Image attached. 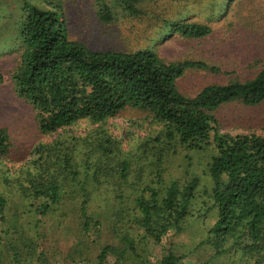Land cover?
I'll return each mask as SVG.
<instances>
[{
	"label": "trees",
	"instance_id": "trees-1",
	"mask_svg": "<svg viewBox=\"0 0 264 264\" xmlns=\"http://www.w3.org/2000/svg\"><path fill=\"white\" fill-rule=\"evenodd\" d=\"M116 1L128 14H142L140 0ZM95 4L100 20L113 19L106 0ZM11 22L10 35L0 32V41L4 49L17 50L9 74L13 92L32 108L42 134L61 133L35 145L17 175L0 172V264H29L31 257L30 264H46L36 241L45 236V218L65 216L67 206L81 220L77 245L82 249L90 235L98 244L93 258L69 253L75 264H104L108 254L114 264H264V135L222 132L214 116L228 102L261 103L264 67L250 79L208 84L187 96L178 78L190 69L215 67L164 60L149 48H89L70 38L58 4L22 0ZM165 24L169 34L183 37L212 31L184 19ZM126 108L144 112L157 125L132 150L105 127ZM80 120L97 126L84 135L68 133ZM178 150L186 158L208 155L202 173L171 174L167 164ZM10 152V135L0 127V165ZM102 191L109 194L111 212L106 229L105 214L90 206ZM196 209L203 223L212 221L205 222L193 248L179 254L173 246L161 247L154 256L149 243L161 246L168 234L182 233ZM105 231L113 241H99Z\"/></svg>",
	"mask_w": 264,
	"mask_h": 264
},
{
	"label": "rangeland",
	"instance_id": "rangeland-1",
	"mask_svg": "<svg viewBox=\"0 0 264 264\" xmlns=\"http://www.w3.org/2000/svg\"><path fill=\"white\" fill-rule=\"evenodd\" d=\"M27 1L40 7L58 4L70 38L89 48L126 52L149 48L164 60H196L215 67L214 70L190 69L178 78L177 87L187 96L195 95L208 84L250 79L264 67V0H140L138 5L142 14L138 16L128 14L116 0H106L113 16L109 22L99 19L95 0ZM21 2L0 0V25L3 28L0 32L6 37L12 31L11 17L16 14ZM178 19L207 24L212 31L201 38L169 34L165 21ZM17 60L15 46L4 49L0 41V73L4 76L0 83V127L7 130L11 141V152L0 165V172L6 171L5 174L9 176L17 175L18 170L25 167L35 145L50 142L61 133L59 130L50 135L42 134L32 108L14 94L9 74ZM214 116L222 132L264 135V99L257 105H245L240 101L222 104L214 111ZM96 126L88 120H80L67 128V132L84 135ZM105 127L121 140L125 150H132L141 138L153 134L157 129V125L150 123L144 112L133 108H126L107 119ZM191 156L186 158L185 151L178 150L170 156L167 164L169 172L175 176L186 172L201 174L208 155ZM0 186L3 187V184ZM108 196L102 191L90 205L92 210L97 209L105 214L106 218L101 219L105 229L111 216L105 200ZM199 205L197 203L194 209ZM67 207L65 216L45 218V236L36 241L37 251L47 255L46 264H75L69 253L79 259L77 253L81 257L93 258L98 251V244L90 240L95 239V235L88 237L82 249L77 245L81 220L74 215L73 209ZM211 221L212 218H209L205 222ZM205 222L197 215V209L194 210L182 233L168 234L161 246L149 243L151 253L158 257L161 247L168 246L175 247L179 254L189 251L203 235ZM99 241L111 242L113 238L105 231ZM114 259V255L108 254L104 264H114ZM234 260H239V256ZM30 263H33L32 257Z\"/></svg>",
	"mask_w": 264,
	"mask_h": 264
}]
</instances>
